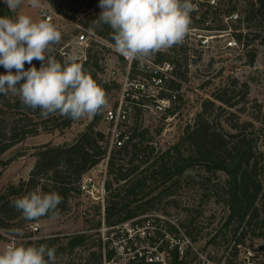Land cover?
I'll return each mask as SVG.
<instances>
[{
    "label": "rangeland",
    "instance_id": "374dc122",
    "mask_svg": "<svg viewBox=\"0 0 264 264\" xmlns=\"http://www.w3.org/2000/svg\"><path fill=\"white\" fill-rule=\"evenodd\" d=\"M40 3L48 9L45 11H49L50 22L62 33L60 44L54 45V53L63 51L76 53L71 41L76 34L80 32L85 34L88 42L87 51L91 56L89 64L97 60L99 83L100 86L104 82L108 83V88L104 90L109 101L107 107H112L121 97L125 62L123 57L114 51L113 44L93 34L84 26L85 21L89 24L93 17L101 13L99 0H40ZM43 7L32 8L28 0H23L22 5L14 13L16 17L21 14L29 15L34 21H38L43 18ZM259 23L257 19L242 23L243 33H247V36L241 43L235 42L231 28L218 31L221 33L215 32L208 36L205 42L202 35H209V32L200 28H190L182 44L165 51L170 59H175L179 63L177 71L184 72L182 79L172 72L165 80V88L175 90L176 98L163 110L157 111L153 108L152 97H139L140 105H132V111L125 123L126 127L122 128L130 134L135 127L139 131L145 130L148 141L155 147V152L161 153L180 141L186 126L193 123L205 99H213L214 93H224L225 97L232 98L235 104L232 107L221 104L222 109L211 110L208 117L213 123H219L225 131L231 133L237 129L244 130L257 137L256 142L261 137L264 138V115L259 110V105L264 104V41L256 38L258 33L264 31V24ZM247 26L248 29L245 28ZM251 53L255 55L252 63L249 62ZM149 58L156 59L157 56ZM113 70L115 74L111 75ZM12 71L15 72V69ZM0 74H6L3 66H0ZM133 76L138 77V71ZM171 79L177 84L171 85ZM233 80L235 85L232 84ZM244 84L247 86L245 96ZM15 97L11 93L0 94V135L4 134L6 140L9 129L12 128L17 130L39 128V132L26 137L0 154V190L10 182L16 184L20 179L28 178L36 159L34 155L36 146L71 142L93 118V116L82 118L62 131L52 128L56 119L44 118L40 114L34 116L33 120L19 121L18 110L10 104ZM168 97L167 91L160 93V98ZM216 105H219V102L216 101ZM105 109L99 114L96 127L105 133L102 144L107 148V155L82 176L78 193H74L69 199L68 209L56 218H39L28 223L15 222L13 229H21L23 231L21 237H15L13 229L0 227V250L9 243L20 244L28 237H31V240L41 237L63 238L79 231H86L89 234L88 246L95 249L101 243L104 253L111 247H116L114 248L116 253L120 252L109 264H127L133 253V250L128 249L129 246L140 251L151 249L150 241H155L160 233L168 231L166 226L170 224L177 228L179 236L185 234L190 239L193 248L189 249V264L195 260L194 250L202 252L213 261L240 263L243 261V254L239 251L238 244L241 248L253 247L254 251H259L256 260L264 261V236L253 237L246 233L240 237L241 242L238 243L236 237H232V227L235 225L224 226L228 214L223 200V183L226 175L221 171L212 173L199 165L185 171L169 198L172 201L167 205H161L160 210L146 214L147 219L143 224H139L140 228L135 226L137 223L134 222H124L113 227H108L102 222L97 228L96 221L99 217L103 218L107 200L117 192L118 183L114 179L115 174L108 169V159L112 155L115 158L121 157V154L115 151L116 148L109 143L112 125L102 118ZM41 120L47 129H51L50 132H43L39 125ZM234 123H238V128L230 126ZM183 149L186 153L190 151L187 147ZM107 182H110L108 190L105 189ZM257 205L260 206L259 200ZM98 206L101 211L99 215ZM29 223L38 226V230L31 235L28 234ZM239 233L241 229L236 236H239ZM165 249L168 250L167 247ZM81 250L77 248L71 254L56 255V264L77 262L79 257L85 255L84 252L80 254ZM84 264L92 263L85 261Z\"/></svg>",
    "mask_w": 264,
    "mask_h": 264
},
{
    "label": "trees",
    "instance_id": "16d2710c",
    "mask_svg": "<svg viewBox=\"0 0 264 264\" xmlns=\"http://www.w3.org/2000/svg\"><path fill=\"white\" fill-rule=\"evenodd\" d=\"M213 1L214 3L210 4V0H201V8L191 13L190 28H200L207 32L225 31L231 28V34L235 41L241 43L247 36V33H243L242 30L243 22L257 19L260 22L259 25L264 24V0ZM237 12L241 15L240 17ZM233 14L237 15L235 19L231 18ZM0 16L16 18L14 11L9 10L1 0ZM98 16L93 17L92 21ZM92 21L89 24L85 21V28L89 30L92 27ZM90 32L114 45L112 30L108 25H101ZM257 37L259 41H264V31L258 33ZM87 50L86 58H79V60L87 73L100 85L98 62L94 60L89 64L91 56ZM53 55L62 62L67 52H56ZM254 57L255 55L251 53L250 63L253 62ZM164 60L175 64L173 72L177 77L180 79L184 77L183 71H177L179 68L177 60L170 59L166 53H158L157 61ZM33 65L39 69L41 61L34 59L31 65L26 62L24 68L27 70ZM112 82L115 84L114 81ZM170 82L171 85L177 84L173 79ZM232 84L235 85L234 80ZM101 86L103 89H107L108 83L104 82ZM243 88L245 96L247 86L244 84ZM216 101L219 102V105H216ZM10 104L18 110L19 121L33 120L34 116L40 114L39 109L34 111L22 105L18 96L12 99ZM221 104L232 107L235 103L232 98L225 97L224 93H214L213 99H205L193 123L186 126L180 141L161 153L155 152V147L147 139L146 131H139L136 127L121 147H114L121 157L110 156L107 165L109 171L115 174L114 179L118 183L117 192L107 200L103 209L104 216L97 219L96 227H100L102 222L108 227L124 222L143 224L147 219L146 214L160 210L161 205H167L172 201L169 198L185 171L199 165L212 173L221 171L226 175L223 183V200L228 214L224 226L235 225L232 227V237H236V241L239 243L241 242L240 237L246 233L253 237L264 236V150L259 148L264 144V138L261 137L256 142L257 137H253L244 130L237 129L236 132L231 133L225 131L219 123H213L212 119L208 117L210 111L222 109ZM259 110L264 115V104L259 105ZM49 117L56 119V123L52 122V128L59 131L67 129L77 122L61 116L59 113ZM98 118L99 115L93 116L92 120L71 142L58 145L45 143L35 147L36 159L29 171L28 178L20 179L16 184L10 182L0 190V227L13 229L17 221L32 222L25 220L22 213L10 205L11 200L32 191L57 192L63 197V202L58 206L59 213L62 214L68 209L69 199L74 193H78L82 176L107 155V148L102 144L105 140V133L96 127ZM246 123L249 122L246 121ZM39 125L43 132L51 131V129H47L46 125H43V120ZM230 126L236 129L238 123L230 124ZM9 130L6 140L4 134L0 135L2 138L0 139V154L26 137L39 132V128L32 130L12 128ZM184 147L189 148L190 151L184 152ZM109 187L110 182H107L105 189L108 190ZM257 200L260 201V206L257 205ZM97 213L101 214L99 206ZM50 217L49 215L41 218ZM31 224L33 223L28 224V234L30 235L34 233L30 228ZM167 228L172 235L177 233L175 226L167 224ZM239 229H241V233L236 236ZM88 238L89 234L86 231H79L63 238L41 237L31 240V237H28L20 244L36 247L44 244L50 248L54 247L56 255L71 254L75 249L81 248L80 254L84 252V257H79L77 262L71 261L67 264H84L85 261L92 264H104V261L109 262L113 258L112 248L104 253L100 243V246L94 249L88 246ZM153 242L150 241L149 244ZM167 245L169 243L166 240L158 248L162 249ZM188 254L189 249H186L185 254L181 257L175 247L169 250L172 264H188ZM45 258L47 259V257ZM127 264L155 263L148 262L144 256H139L136 253L133 258L128 260Z\"/></svg>",
    "mask_w": 264,
    "mask_h": 264
},
{
    "label": "clouds",
    "instance_id": "9594fccd",
    "mask_svg": "<svg viewBox=\"0 0 264 264\" xmlns=\"http://www.w3.org/2000/svg\"><path fill=\"white\" fill-rule=\"evenodd\" d=\"M9 10H17L23 0H3ZM32 8H42L40 0H28ZM101 13L90 31L101 25L112 30L114 51L125 59L143 60L184 42L190 31L192 0H99ZM62 33L48 19L34 21L29 15L15 19L0 16V94L18 96L22 105L39 109L44 118L59 113L74 121L99 115L108 106L105 90L84 69L79 57L67 54L63 61L53 55ZM36 59L25 70L27 62ZM15 69V72L12 70ZM21 81H23L21 83ZM63 197L57 192H29L10 201L25 220L44 216L56 218ZM15 237L23 236L19 228ZM47 257V259L45 258ZM56 249L47 245L25 246L9 243L0 250V264H56Z\"/></svg>",
    "mask_w": 264,
    "mask_h": 264
},
{
    "label": "built area",
    "instance_id": "2783aa9c",
    "mask_svg": "<svg viewBox=\"0 0 264 264\" xmlns=\"http://www.w3.org/2000/svg\"><path fill=\"white\" fill-rule=\"evenodd\" d=\"M192 2L197 6L196 10H199L201 7V0H193ZM213 3L214 1L210 0V4ZM43 9V18H46L50 21L51 16L49 15V11H45L48 9L46 7H43ZM232 17L235 19L237 15L233 14L231 18ZM208 32L210 33L209 35H202L204 37V42L207 40L208 36L214 34L215 32L221 33L218 31ZM185 40L186 37L184 41ZM71 44L72 48L76 52L74 53V55L78 56L79 58L85 59V53L88 48L87 37L85 36V34L83 32L76 34L72 39ZM67 54L70 53L67 52ZM157 55L158 53L156 54V56ZM123 60L125 62V73L122 81V91L120 95L121 97L112 107H107L104 110L102 117L103 120L112 125V130L109 136V143L111 146L116 148L121 147L130 137V133L122 127H126L125 123L128 121L130 111H132V105H140L138 102L139 97H152L154 102L153 108L157 111L163 110L165 106L169 105V102L172 99L176 98L175 90H168L165 88V80L174 70V64L172 62H170L169 60L160 62L157 61V58H144L143 60L129 61L123 57ZM136 71H138V77L133 76ZM113 74H115L114 70L111 71V75ZM162 91H167L169 93L168 99L160 98V93ZM259 148L261 150H264V144L260 145ZM135 226L140 228L139 224H135ZM30 228L33 232H36L38 230L37 225L31 224ZM178 233L179 232L177 230V233L171 235L168 231L165 230L164 232L160 233V235L157 236L158 239H156L151 244V249H144L140 251L139 249H134V247L129 246L128 249L130 251L133 250V253H131V256L129 258H133L137 253L139 256H144L148 262H153L155 264H172L169 255V250L171 248L175 247L180 257L185 254L186 249L193 248L190 239L185 234L179 236ZM164 240H167L169 245L164 246L162 249L158 248ZM166 247L168 250L165 249ZM237 247L240 248L239 251H241V253L243 254V261L233 264H264V261L256 260L259 256L257 255L259 254L257 253L259 251H254L253 247L246 246L241 248L239 244L237 245ZM111 248L114 251L113 258L119 255L120 252L116 253V249H114L116 247ZM194 253L195 260L190 264H227L224 263V261H213L200 251L194 250ZM113 258L111 260H113ZM109 262L104 264H109Z\"/></svg>",
    "mask_w": 264,
    "mask_h": 264
}]
</instances>
